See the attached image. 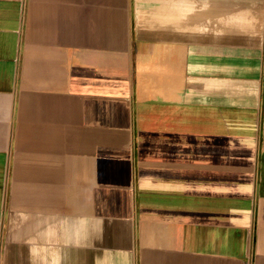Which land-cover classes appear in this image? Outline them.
<instances>
[{"label": "crops", "instance_id": "0c3cea01", "mask_svg": "<svg viewBox=\"0 0 264 264\" xmlns=\"http://www.w3.org/2000/svg\"><path fill=\"white\" fill-rule=\"evenodd\" d=\"M0 264H264V0H0Z\"/></svg>", "mask_w": 264, "mask_h": 264}]
</instances>
